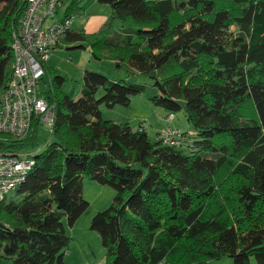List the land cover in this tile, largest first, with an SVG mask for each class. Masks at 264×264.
Masks as SVG:
<instances>
[{"label":"trees","instance_id":"obj_1","mask_svg":"<svg viewBox=\"0 0 264 264\" xmlns=\"http://www.w3.org/2000/svg\"><path fill=\"white\" fill-rule=\"evenodd\" d=\"M97 2L109 7L105 24L68 32L64 43H88L93 59L125 77L84 70L74 98L62 89L68 79L42 64L51 141L28 156L16 197L0 201V264H64L65 225L89 207L84 178L115 191L90 222L102 264H264V0ZM24 7L0 0V93ZM135 76L152 80L148 103L182 112L186 147L149 140L141 123L134 130L101 117V106L127 107L145 93L128 81ZM38 124L22 140L0 135V153L33 148Z\"/></svg>","mask_w":264,"mask_h":264},{"label":"built area","instance_id":"obj_2","mask_svg":"<svg viewBox=\"0 0 264 264\" xmlns=\"http://www.w3.org/2000/svg\"><path fill=\"white\" fill-rule=\"evenodd\" d=\"M25 7L17 27L12 31L9 49L12 55L10 77L0 93V135L13 140L24 139L32 120L52 127V111L38 93L46 62L69 32L72 17L63 9V0H24ZM174 115L163 118L164 127L157 134L162 146L184 148L188 137L173 123ZM30 153H0V201L15 191L33 165ZM156 264H165L158 262Z\"/></svg>","mask_w":264,"mask_h":264},{"label":"rangeland","instance_id":"obj_3","mask_svg":"<svg viewBox=\"0 0 264 264\" xmlns=\"http://www.w3.org/2000/svg\"><path fill=\"white\" fill-rule=\"evenodd\" d=\"M174 1L183 2L186 0ZM78 6L84 7L85 14L82 13L83 15L81 16H74V23L70 28H74L75 25L85 22L92 16L106 15L108 13L107 5L96 3V0H63V8L57 11L55 15L56 19H60L63 16L64 8L69 7L73 9ZM68 44L69 46H65V44L56 48L53 57H50L47 62L50 67L68 79L62 86L64 93L70 94L74 98L78 97L84 70L101 73L110 79H115L118 76L120 78L125 77L126 72L124 69L116 71L114 65L109 63L108 60L99 61L93 59L88 43H80L83 48L79 49H71L72 43ZM103 55L109 56L107 53H103ZM128 81L144 85L146 87L145 93L143 95L132 96L127 107L116 105L112 108H106L105 106H101V117L104 120L115 123L126 122L134 130L142 122L148 139L154 142L156 141V130L164 124L161 122V116L166 113L152 106L147 101L148 97L156 93V90L152 87V80L144 76H135L129 77ZM45 90L46 85L41 83L38 86L39 95L41 96ZM174 124L181 131H188L189 129L182 112L174 115ZM50 141L51 129L47 122L40 121L34 136V147L26 149L25 153L38 154L45 149L47 143ZM82 196L89 203V207L87 212L72 227L65 225L66 235L71 240L68 251L64 256V264H102L104 249L101 246L98 233L90 229V222L97 212L106 210L110 206L115 196V191L107 185H100L95 181L84 178L82 181ZM15 197V191H11L6 195L5 199L11 200ZM250 262L254 264L253 259ZM209 264H231V260L223 258L211 261Z\"/></svg>","mask_w":264,"mask_h":264},{"label":"crops","instance_id":"obj_4","mask_svg":"<svg viewBox=\"0 0 264 264\" xmlns=\"http://www.w3.org/2000/svg\"><path fill=\"white\" fill-rule=\"evenodd\" d=\"M96 3H98L97 0H96ZM66 10H67V8H66ZM107 10H108V13L106 15L92 16L90 19H87L85 22L75 25L74 28H69V33L70 32L71 33L83 32L85 34L97 33L100 30V28L105 24L107 19L109 18L110 10H109L108 6H107ZM82 13L85 14L84 7H82V6H78V7H75L73 9H71V12L69 13V15H71V17H72L71 25L74 23V16L75 17L76 16H81V15H83ZM71 25H70V27H71ZM62 45H65L64 38H63V40H61L60 44L56 48L61 47ZM73 45H75V44H72V46ZM65 46H69V44H66ZM56 48L52 50L50 57H53V53L56 51ZM47 62H48V60L46 61V63ZM109 63L112 64V62H110V61H109ZM10 72H11V67H10ZM165 116H166V114L161 116L162 124L164 123L163 122V118ZM173 123H174V120H173ZM141 125H143L142 122H141ZM163 127H164V124H163L162 127L158 128L156 130V133H155L156 134V136H155L156 139H157V134L160 132V130Z\"/></svg>","mask_w":264,"mask_h":264}]
</instances>
